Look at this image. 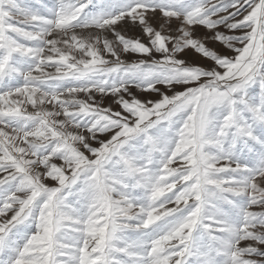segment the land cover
Returning <instances> with one entry per match:
<instances>
[{"label": "rangeland", "instance_id": "rangeland-1", "mask_svg": "<svg viewBox=\"0 0 264 264\" xmlns=\"http://www.w3.org/2000/svg\"><path fill=\"white\" fill-rule=\"evenodd\" d=\"M0 264H264V0H0Z\"/></svg>", "mask_w": 264, "mask_h": 264}]
</instances>
